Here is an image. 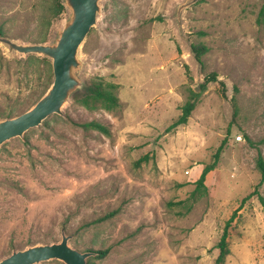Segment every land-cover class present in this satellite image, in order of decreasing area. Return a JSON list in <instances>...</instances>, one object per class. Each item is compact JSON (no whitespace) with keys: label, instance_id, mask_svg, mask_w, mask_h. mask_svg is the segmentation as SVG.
I'll use <instances>...</instances> for the list:
<instances>
[{"label":"rangeland","instance_id":"1","mask_svg":"<svg viewBox=\"0 0 264 264\" xmlns=\"http://www.w3.org/2000/svg\"><path fill=\"white\" fill-rule=\"evenodd\" d=\"M186 1L100 0L76 74L82 87L97 77L120 85L122 108L90 112L71 97L62 115L0 147V262L31 242L72 240L81 226L115 212L82 236L111 249L98 264H216L242 200L256 188L264 198L257 166L264 157V27L257 23L264 0H199L181 10ZM43 3L0 0V29L31 44ZM71 17L66 6L47 44L57 43ZM193 44L208 48L204 66ZM27 56L0 44V121L26 112L42 90ZM213 72L217 81L188 123L171 129L191 90ZM92 121L111 135L77 126ZM224 141L217 168L197 191ZM233 223L225 264H264L260 198L246 202Z\"/></svg>","mask_w":264,"mask_h":264},{"label":"water","instance_id":"2","mask_svg":"<svg viewBox=\"0 0 264 264\" xmlns=\"http://www.w3.org/2000/svg\"><path fill=\"white\" fill-rule=\"evenodd\" d=\"M199 0H187L181 10ZM72 10L71 20L60 33L56 44H19L0 35V44L9 53L39 55L53 63L54 82L46 95L30 110L21 115L0 121V147L10 140L22 138L31 129L43 124L52 115H62L63 107L73 93L81 89L82 82L76 72L80 68L79 50L96 25L101 12L100 0H64ZM71 236L63 235L60 242L39 244L14 252L0 264H41L53 260L65 264H89L91 252H81L70 245Z\"/></svg>","mask_w":264,"mask_h":264},{"label":"trees","instance_id":"3","mask_svg":"<svg viewBox=\"0 0 264 264\" xmlns=\"http://www.w3.org/2000/svg\"><path fill=\"white\" fill-rule=\"evenodd\" d=\"M43 1H44L43 13L39 16V20H40L39 25L41 28V32L37 37H34L29 40L31 44H47L49 41V29L51 28L53 22L56 19H58L66 10L64 0H43ZM257 23L260 26L264 27V4L259 11ZM0 35L8 36V33L5 32L3 28H1ZM192 50H193V53L195 55L197 62L201 66H204L203 56L207 53L208 48L202 44L200 45L193 44ZM23 63L26 65L25 66L26 69L30 68L29 66L30 64H33L39 70V73L41 75L40 76V79H41L40 86L42 87V90H40L36 94L34 100L30 103V105L25 106L26 109L24 111H27L31 109L32 107H34L37 104V102L41 100L46 95V93L49 91V89L51 88L54 82V72H53V63H51L49 59L45 57H41L39 55H34V54L28 55L27 59H25ZM42 76L45 78H43ZM216 81H217V74L214 72L210 73L205 76L203 83L200 85L199 91L196 92V91L191 90V95H190L189 100L182 107V114L180 115L178 120L175 123H173V125L170 127L171 129H175L179 126L186 125L188 123L189 118L191 117L193 111L196 109V106L201 96L207 91L208 85ZM119 89H120V85L107 82L103 78L97 77L93 79L89 84H87L86 87H82L81 89L73 93L72 99L75 104L82 106L83 108H85L86 110L90 112H95L98 110H104L107 112H116L122 108V103L118 96ZM52 116H58V115L55 114ZM14 117L15 115L13 113H10L8 116L3 117L1 119L6 120V119L14 118ZM45 122L46 120L44 121V123ZM77 126L83 128L85 131H97L106 136L111 135L110 129L108 127L96 121L77 124ZM225 143L226 142L224 141L219 147L214 157L213 163L206 165L204 170L202 171L200 178L196 182L197 191H200L201 189L206 188L205 183L207 180V176L217 168V165L219 163V159L223 152ZM261 143H264V139H262ZM257 166L264 178V157L261 153H259V156H258ZM254 196H258L261 202L264 203V198L260 195L258 188H256L253 193H251L250 195H248L242 200V205L239 208L241 209L242 206ZM240 209H238L233 214V216L227 221L225 225L223 235L220 239V242L217 245V248L219 249V256L216 260V264H225L227 257L231 253V250L229 247L230 232L234 224L233 222L235 221L238 211ZM116 214L117 213L115 212L109 213L102 218L96 219L95 221L91 223L81 226L75 233L77 237L76 235L73 236V239L71 240V242L74 243V245L78 247L79 250L84 249L85 252H91L93 254L88 259L89 264H98L97 260H102V259L107 258L110 255L111 249L110 248L95 249L93 245H89L85 243L82 240V236L84 232L91 228L101 227L103 224H105L106 221L114 218ZM66 229H67V226L64 225L63 230H66ZM60 241L61 240L49 239V241L43 242L42 244H52V243H56ZM36 245H38V243H32V242L30 243V247L36 246ZM49 263L50 264H62L58 260H53V261H50Z\"/></svg>","mask_w":264,"mask_h":264},{"label":"built area","instance_id":"4","mask_svg":"<svg viewBox=\"0 0 264 264\" xmlns=\"http://www.w3.org/2000/svg\"><path fill=\"white\" fill-rule=\"evenodd\" d=\"M237 139H238V140H240V141L242 140V138H241V137H238Z\"/></svg>","mask_w":264,"mask_h":264}]
</instances>
